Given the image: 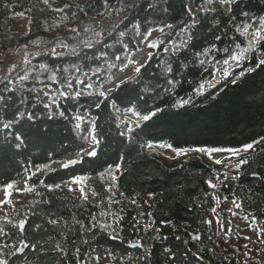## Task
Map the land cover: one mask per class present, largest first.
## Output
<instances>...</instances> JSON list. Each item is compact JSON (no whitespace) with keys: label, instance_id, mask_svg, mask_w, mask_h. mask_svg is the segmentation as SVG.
I'll use <instances>...</instances> for the list:
<instances>
[{"label":"trees","instance_id":"1","mask_svg":"<svg viewBox=\"0 0 264 264\" xmlns=\"http://www.w3.org/2000/svg\"><path fill=\"white\" fill-rule=\"evenodd\" d=\"M151 30L148 60L107 92ZM60 33L62 52H27L0 80V189L12 185L14 208L0 260L264 264V0H0V71ZM126 112L149 119L127 133ZM248 144L235 174L196 151ZM157 145L188 153L170 164ZM75 178L77 200L62 186ZM219 198L237 202L255 246L214 229Z\"/></svg>","mask_w":264,"mask_h":264},{"label":"rangeland","instance_id":"2","mask_svg":"<svg viewBox=\"0 0 264 264\" xmlns=\"http://www.w3.org/2000/svg\"><path fill=\"white\" fill-rule=\"evenodd\" d=\"M194 11V9H193ZM195 12V11H194ZM27 28V22H25L20 30H25ZM161 32L159 30H151L144 36H142V45L140 49L132 54L126 63L120 70L115 72L106 85V91H112L118 84L134 77L138 72L137 68L140 67L148 60L151 53L154 51L156 46V38ZM259 35V33H258ZM84 39V33L80 32L79 41L72 43V45H76L78 42H82ZM67 42V38L61 33L56 39L48 46H42L39 48H21L17 55V58L14 62L8 63L1 71H0V80L5 78L8 74V71L13 69L16 71L22 64L24 60V55L27 52H41L44 50L60 53L63 51L64 44ZM261 58H264V54L261 55ZM237 64V61H234L229 65V69L233 68ZM222 76L217 74L215 79L210 83V85H214L220 81ZM55 111H57L56 106L53 107ZM121 120H128L131 124L130 127L125 128V132L129 133L131 129L140 125L145 119L143 117L137 116L132 112H126L121 115ZM90 144L94 142V138L92 136V132L89 133ZM254 146L251 149L245 151V147L237 149L239 154L249 152L253 150ZM155 149L160 152V154L169 162L170 164L178 162L184 156L187 155V150H174L171 147L166 145H157ZM196 151L204 157L206 160L213 164H227V170L230 173H237L239 168H237V163L233 162V158L237 156L234 154V151L231 149H218V148H208V149H196ZM238 154V155H239ZM73 157H68L67 159H72ZM217 161H221V163H217ZM26 185V179L20 181L18 183L19 191L23 190ZM62 186L66 187L73 197L77 200L82 196V179L75 178L73 180L64 182ZM6 188L0 189V200H8L9 196H6ZM217 207L213 210L211 214V220L214 226V229L218 232H223L224 234H231L235 236V239L247 243L249 246H255L259 241V233L254 227V225L245 220L244 216L239 214V208L237 207V202L235 200L230 199H221L218 200ZM14 211L13 203L6 202L0 204V215L7 216L10 215ZM224 214V217H222ZM224 219L228 220V223L223 221ZM102 254L101 251L98 253ZM108 258L101 259V262H107Z\"/></svg>","mask_w":264,"mask_h":264},{"label":"snow or ice","instance_id":"3","mask_svg":"<svg viewBox=\"0 0 264 264\" xmlns=\"http://www.w3.org/2000/svg\"><path fill=\"white\" fill-rule=\"evenodd\" d=\"M221 2L222 3L231 4V3H234L235 0H221ZM45 3H47V0H45ZM21 15H22V13H21ZM233 59H236V58L234 57ZM258 63L261 64V65H264V60H261ZM136 71L138 72V71H140V69L137 68ZM143 119L147 120V119H149V117L148 116H144ZM5 127H7V125H5ZM252 147H253L252 144H248V145L245 146L244 150L247 151L248 149H251ZM201 151H203V149H201ZM233 151H234V154H237V155L239 154L238 150H233ZM86 155L95 156L96 152H95V150H90V151L86 152ZM71 163H73V161H69L68 162V164H71ZM217 163H221V161H217ZM246 163H247L246 160H243V159L240 160L238 162V164H237V168H239L241 164H246ZM67 166L68 165H65V167H67ZM57 187H59V185H57ZM10 188H12L11 184L6 186V189H10ZM17 191H19V189H17ZM6 196H10V193H7V191H6ZM6 202H7L6 200H0V204L6 203ZM237 207H239V205H237ZM0 264H6V262L0 260Z\"/></svg>","mask_w":264,"mask_h":264},{"label":"water","instance_id":"4","mask_svg":"<svg viewBox=\"0 0 264 264\" xmlns=\"http://www.w3.org/2000/svg\"><path fill=\"white\" fill-rule=\"evenodd\" d=\"M75 161H73V163H74ZM73 163H71V164H73ZM21 226H23V224L21 225Z\"/></svg>","mask_w":264,"mask_h":264}]
</instances>
